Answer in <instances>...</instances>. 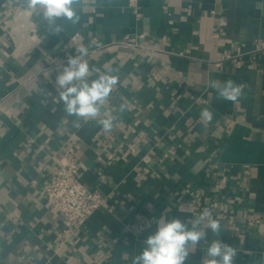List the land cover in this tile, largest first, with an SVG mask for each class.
Listing matches in <instances>:
<instances>
[{"label": "crops", "instance_id": "crops-1", "mask_svg": "<svg viewBox=\"0 0 264 264\" xmlns=\"http://www.w3.org/2000/svg\"><path fill=\"white\" fill-rule=\"evenodd\" d=\"M128 2L75 0L79 22L58 19L54 35L26 0H0V264H133L161 214L191 221L206 209L234 264H264V55L216 63L264 39V0H139L138 21ZM16 21L33 25L32 49L15 50ZM80 47L119 78L98 117L114 118L110 132L74 127L59 100L56 76ZM228 80L243 89L236 102L210 87ZM75 134L79 179L106 201L58 248L45 187ZM214 238L206 230L187 264H203Z\"/></svg>", "mask_w": 264, "mask_h": 264}, {"label": "clouds", "instance_id": "clouds-1", "mask_svg": "<svg viewBox=\"0 0 264 264\" xmlns=\"http://www.w3.org/2000/svg\"><path fill=\"white\" fill-rule=\"evenodd\" d=\"M26 3L28 8L42 13L51 34L56 35L62 31L61 26L56 24L58 19L79 22V16L73 8L75 0H26ZM76 51L79 55L68 56L66 65L56 76L55 87L59 100L63 103L65 113L76 117L74 127H81V120H96L103 131L110 132L114 118L98 117L119 78L102 73L99 68H90L89 63L83 59L87 49L80 47ZM93 75L95 79H92ZM210 87L216 89L219 98L232 102H236L243 92L242 87L232 80L222 84L212 81ZM125 108L126 105L121 104L119 110L123 112ZM201 118L211 122V109H202ZM211 216V211L207 209L191 221H182L176 217L168 219L165 214H161L155 220V231L143 241L144 247L134 257L133 264H187L193 247L206 238V230H211L215 238L206 250L203 264H234L236 249L219 238L221 224Z\"/></svg>", "mask_w": 264, "mask_h": 264}, {"label": "built area", "instance_id": "built-area-1", "mask_svg": "<svg viewBox=\"0 0 264 264\" xmlns=\"http://www.w3.org/2000/svg\"><path fill=\"white\" fill-rule=\"evenodd\" d=\"M128 6L135 16L140 20L142 12L139 0H129ZM213 13H215L213 11ZM12 37L15 40L16 51H27L34 47L33 32L34 27L28 21H16L12 26ZM120 44H128L135 47H143L142 43L132 42L128 38ZM249 55L257 57L264 55V39L257 38L252 49L243 53L225 52L221 59L216 61L220 64L224 61L236 60L237 67H243L242 57ZM248 67H254V63H249ZM145 134V133H141ZM78 136L71 135L66 142V150L59 161V166L53 171L50 181L45 187L46 204L49 210L57 213L62 218L63 228L57 242L58 248L73 240L79 230L85 225L87 220L105 204L106 198L98 191L89 190L79 179V165L76 156V142ZM175 151L170 148L165 153V157L173 158ZM200 195V193H197ZM192 205V204H190ZM252 224L253 217L248 219ZM143 230L145 226H140Z\"/></svg>", "mask_w": 264, "mask_h": 264}]
</instances>
